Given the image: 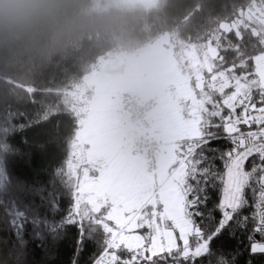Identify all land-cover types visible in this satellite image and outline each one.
<instances>
[{"label": "snow or ice", "instance_id": "obj_1", "mask_svg": "<svg viewBox=\"0 0 264 264\" xmlns=\"http://www.w3.org/2000/svg\"><path fill=\"white\" fill-rule=\"evenodd\" d=\"M238 67L201 86L179 155L158 182L101 163L88 127L62 140L54 127L30 141L23 133L61 113L0 102V230L9 234L8 255L21 264L31 243L54 259L75 229L70 264H81L89 247L85 264H257L264 257V55ZM50 147L64 154L47 180L15 171L18 161L31 163L26 148ZM225 233L235 246L214 248Z\"/></svg>", "mask_w": 264, "mask_h": 264}, {"label": "trees", "instance_id": "obj_2", "mask_svg": "<svg viewBox=\"0 0 264 264\" xmlns=\"http://www.w3.org/2000/svg\"><path fill=\"white\" fill-rule=\"evenodd\" d=\"M120 1L48 0L36 17L11 32L0 33V102L34 114L44 110L61 113L23 133L30 141L54 127L61 140L66 133L71 137L92 97L91 89H82V80L95 69L99 59L111 53L139 51L165 34L177 42V51L190 44L199 52L213 48L216 55L211 59L212 72L204 68L202 75L203 86L207 87L211 76L231 75L230 69L239 71L238 66L248 57L264 52V0H147V7L126 6ZM254 4L261 9L248 19L246 12ZM239 19L236 28L221 27L223 22ZM192 86L202 99L203 88ZM183 143L182 138L178 147ZM214 143L225 146L224 141ZM60 147L66 150L63 143ZM25 151L33 152L31 163L18 161L15 171L36 175L40 180H47L52 166L64 154L55 147L46 153L27 148ZM74 235L75 229H69L54 259L30 243L21 264H70ZM8 237L0 230V264H16L15 258L8 255L11 241L3 243ZM226 237L227 233L213 247H234L235 241ZM88 251L82 254L81 264H85ZM255 259L259 264L264 257Z\"/></svg>", "mask_w": 264, "mask_h": 264}, {"label": "rangeland", "instance_id": "obj_3", "mask_svg": "<svg viewBox=\"0 0 264 264\" xmlns=\"http://www.w3.org/2000/svg\"><path fill=\"white\" fill-rule=\"evenodd\" d=\"M150 1L151 0H149V2ZM120 2L121 4L127 3L126 6L135 5L147 7V0H121ZM260 9V6L254 4L253 7L246 12V16L249 19L252 13L256 11L259 12ZM239 22H241V19L231 23L223 22L221 27L224 29L236 28ZM177 45V42L172 41L170 36L165 34L157 37L139 51H127L117 54L118 58L123 61L125 66L122 71L119 69L117 72L113 73L115 79L125 78L119 86L118 83H116L117 81H112V84L108 83L106 77H97L94 70L90 73L91 75L88 80L96 83V91H99L100 86L103 88L104 84L113 85L114 89L107 92L109 98L112 95L113 97L119 95V93L123 91H130L129 87H134L133 85H135L137 90L135 89V92L131 90L130 92L137 99L145 101L152 99L156 102L149 113V118L152 110L155 108L158 109L161 102L163 113L165 114L164 118L168 121V123L166 122L164 124L165 129H167L164 130L165 138L171 140L178 139V142L184 136L186 122L191 119L193 107L198 106L196 102L200 100L192 85H195L198 89L203 85V69H208V67L211 66V59L214 57L213 52H215V50L208 47L199 52L190 44L188 46H183V50L179 49L177 51L175 49ZM113 55L116 54L111 53L109 57H114ZM260 55H264V52ZM115 62L118 65L120 61ZM107 90L109 89L106 88L105 91ZM143 92L147 93V96L143 94ZM139 95L140 97L146 96V98L140 99ZM150 121V132L162 141L161 148L168 145L169 143H166L163 137V128L160 127L155 134L153 132L151 118ZM114 138L113 132H111L103 134L95 141V150L99 154L101 163H109L113 160L112 165L118 167L131 177L144 181L159 180L161 176H157V180L153 178L157 162L155 164V169L151 171L146 167L145 169L143 167L142 171L139 168H134L130 164V162H136L137 160L135 158L137 155H134L133 151L131 133L127 135L129 151L127 147L123 149L124 144L122 140V156H117L113 159L116 155V153L113 154ZM176 143L173 145L176 146ZM160 154L161 153L156 156V161ZM137 157L141 161L143 160L140 156ZM164 162L167 171L173 165L174 159L170 160V157H165ZM164 172L165 170H162V173Z\"/></svg>", "mask_w": 264, "mask_h": 264}, {"label": "crops", "instance_id": "obj_4", "mask_svg": "<svg viewBox=\"0 0 264 264\" xmlns=\"http://www.w3.org/2000/svg\"><path fill=\"white\" fill-rule=\"evenodd\" d=\"M116 59L115 61H120L119 64L117 65L115 62V66H111V64H103L99 62V64L95 67V75L97 77H106L108 83H112V81H117L118 86L122 84L123 80L125 78L123 77L122 79L117 78L115 79L113 77V73L117 72L119 69L121 71L125 68L124 63L121 59L118 58V55H113ZM93 71V70H92ZM89 72L86 74L82 80V89L88 90L91 89V100L89 101V107L85 109V112L83 116L80 118L78 122V128L79 130L82 127H88L91 133V136L94 141L98 140L103 134L106 133H111L113 132V136L115 137L113 139V154L116 153L113 159H115L117 156L121 157L122 156V140H123V149L128 148L129 151V145L127 142V135L130 133V122H128L126 115L121 109V103H120V94L115 95L113 97L110 96V98L107 96V92L114 89L113 85L110 86V84H104L103 88L100 86L99 91H96V83H93L92 81H89L88 78L91 75ZM134 87H129V90H137V87L133 85ZM108 88L109 90L105 91V89ZM113 92V91H111ZM153 92V91H152ZM113 94V93H112ZM147 96V93L143 92ZM146 96L140 97V99L146 98ZM165 114L163 113V109L161 106L160 102V107L157 109L155 108L152 110L150 114V118L152 120V126H153V132L156 134V131L160 127L163 128V137L166 140V143H169L168 145H165L161 150L159 151L160 156H158V159L156 161L155 157V163L156 164V171L154 172L153 178L157 180V176H162L164 173H162V170L166 171V165L164 162L165 157H170L171 159H174L177 155H179L180 148L177 146L178 144L176 143L177 140H171V139H166L165 134H164V124L168 121L164 118ZM166 120V121H165ZM176 143V146L173 144ZM130 153V152H129ZM158 153V154H159ZM157 154V155H158ZM156 155V156H157ZM124 157V156H123ZM137 160L136 162H130V164L134 168H139L140 170L143 171V167L147 168L146 162L144 160H140L137 156L135 157ZM127 159V158H126ZM113 160L110 161L107 164L112 165ZM158 182V181H157Z\"/></svg>", "mask_w": 264, "mask_h": 264}, {"label": "built area", "instance_id": "obj_5", "mask_svg": "<svg viewBox=\"0 0 264 264\" xmlns=\"http://www.w3.org/2000/svg\"><path fill=\"white\" fill-rule=\"evenodd\" d=\"M131 91V90H130ZM130 91L120 94L121 109L132 123L130 131L134 155L140 156L148 169L155 168L154 157L162 146V141L151 132L149 113L155 105L154 100H139Z\"/></svg>", "mask_w": 264, "mask_h": 264}, {"label": "clouds", "instance_id": "obj_6", "mask_svg": "<svg viewBox=\"0 0 264 264\" xmlns=\"http://www.w3.org/2000/svg\"><path fill=\"white\" fill-rule=\"evenodd\" d=\"M48 0H0V33L11 32L36 17Z\"/></svg>", "mask_w": 264, "mask_h": 264}, {"label": "water", "instance_id": "obj_7", "mask_svg": "<svg viewBox=\"0 0 264 264\" xmlns=\"http://www.w3.org/2000/svg\"><path fill=\"white\" fill-rule=\"evenodd\" d=\"M115 57H108V58H102V59H99V62L101 63V65L103 64H111V66H115ZM113 64V65H112Z\"/></svg>", "mask_w": 264, "mask_h": 264}, {"label": "bare ground", "instance_id": "obj_8", "mask_svg": "<svg viewBox=\"0 0 264 264\" xmlns=\"http://www.w3.org/2000/svg\"><path fill=\"white\" fill-rule=\"evenodd\" d=\"M126 115V114H125ZM126 117H127V115H126ZM147 169H148V167H147ZM148 170H150V169H148ZM151 171V170H150Z\"/></svg>", "mask_w": 264, "mask_h": 264}]
</instances>
